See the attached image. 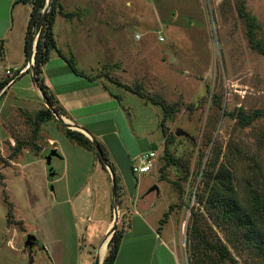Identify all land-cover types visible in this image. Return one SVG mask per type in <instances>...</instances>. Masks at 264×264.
<instances>
[{"label":"rangeland","instance_id":"rangeland-1","mask_svg":"<svg viewBox=\"0 0 264 264\" xmlns=\"http://www.w3.org/2000/svg\"><path fill=\"white\" fill-rule=\"evenodd\" d=\"M58 2L71 14L56 16L58 47L121 94L125 124L118 116L120 141L110 143L127 182L117 172L116 212L113 178L99 155L67 137L55 115L36 132L38 111L49 107L33 80V57L0 99V264L100 262L115 216L123 232L133 205L161 223L170 217L166 234L177 237L182 264H264V115L244 124L230 114L264 112V52L240 13L245 4L255 16L254 39L264 48V0ZM8 53L21 58L19 46ZM11 65L0 54V82L15 77ZM114 77L172 106L166 134L163 107ZM56 147L63 154L48 166ZM150 150L157 151L152 170L134 173L130 157ZM28 234L36 237L31 249Z\"/></svg>","mask_w":264,"mask_h":264},{"label":"crops","instance_id":"crops-1","mask_svg":"<svg viewBox=\"0 0 264 264\" xmlns=\"http://www.w3.org/2000/svg\"><path fill=\"white\" fill-rule=\"evenodd\" d=\"M31 10L32 3L30 2L0 0V54L7 60L10 59L13 62L11 66L14 68H22V64L25 65V40ZM15 25L18 26L17 30H14ZM71 41H73L72 38ZM13 45L19 46L21 50L19 61L9 56L8 51L12 49ZM77 69L81 74H76L65 58L58 53L54 55L52 52L49 61L42 65L40 76L56 101V105L61 108L65 121L69 119L73 124L84 127L89 132L91 136L89 138L92 141L96 140L104 144L108 158L116 166L123 181L127 182L122 172L121 163L113 153V146L110 143L111 137L120 141L121 126L118 125L117 117L122 116L123 118L126 113V110H122V98L119 99L121 94L119 93V96L118 93L111 90L105 81V76L94 77L98 74L92 73L91 69ZM12 85L13 83L5 90L1 98ZM37 89L42 95L41 90L38 87ZM120 89L122 88L120 87ZM126 97H128L127 93ZM123 124H125L124 118ZM84 134L88 136L86 133ZM149 145L152 146V143ZM57 150L59 155L63 154L59 149ZM91 153L94 152L91 151ZM142 154L144 153L133 158L130 157L132 166ZM123 159L125 156L120 160ZM146 214H150V212L146 211ZM169 218L162 223L160 217L159 219H149L141 213L138 207L133 205L130 211V224L123 231V238L114 264H182L177 248V237L166 234L165 228ZM111 224L112 220L107 226L110 227Z\"/></svg>","mask_w":264,"mask_h":264},{"label":"trees","instance_id":"trees-1","mask_svg":"<svg viewBox=\"0 0 264 264\" xmlns=\"http://www.w3.org/2000/svg\"><path fill=\"white\" fill-rule=\"evenodd\" d=\"M17 1L25 2V3H27V2L32 3V10H31L30 20H29V24H28V28H27V34H26V40H25V53L28 57L26 59V63H27L29 61L30 55L32 53L35 31L38 27L40 20H41V17L43 14L42 9L45 7L47 0H17ZM240 13L249 22L250 28H249L248 33L250 36V42L253 44L254 47H257L261 51L264 52V48L260 47L259 43L256 42L254 39V32L252 29L253 28L252 25L256 19L255 16H250L247 13L245 4H243L241 6ZM57 14H61L63 16H68V17L71 15L70 13H66L63 11L58 0H51L50 8H49V11L47 13L46 20L42 26L41 32H40L38 40H37L36 53H35V67L37 69L38 76L40 77L41 88L43 89V91L45 92L47 97L50 98L51 102L55 106V109L59 113H62L61 108L56 105V101L51 96L50 92L48 91L47 85L44 83L43 79L40 76V74L42 72V65L45 64L47 61H49L53 50L56 49L57 53L60 56H62L63 58H65V60L69 64L70 68L76 74H81V73L77 69L73 58L67 57L57 45V41L55 38V32H54V24H55ZM26 63H25V65H26ZM97 76H100V75L98 74L94 77H97ZM110 79L113 81V83H115L119 86H122V87L132 91L133 93L140 95L141 97H147V98L151 99L154 103L160 104L165 111V116L162 120L163 131L165 134L167 133L166 128L164 127V123L166 120V115H168L172 111V106L168 105L162 99L146 96V94H144L142 91L138 90L137 88L130 86L129 84L122 82L118 78L114 77V78H110ZM6 82H0V89L6 84ZM230 114L236 115L242 123L249 124L255 117L264 115V112L258 111L254 115H247L246 113L243 112V110H239L238 113L232 112ZM54 115L55 114L53 113V111L50 108L40 109L36 115L35 120H34L35 125H36V127H35L36 132L38 131V129L39 130L41 129L40 127H41L42 123L47 122L49 120H52L54 118ZM62 125H63V129H64V133L66 134L67 137L76 141L78 144L86 147L87 149L93 151L96 156L99 155L98 152L95 150L96 147H95L93 141L88 136H86L83 132H81L79 130H73V129L67 127L66 124H64L63 122H62ZM170 139H172V136L170 137ZM98 144L101 147V149L103 150L104 155L108 158V152L106 151L104 144H102L101 142H98ZM98 158L101 161L103 167L107 170L102 159L99 156H98ZM111 166H112L111 168L114 171L115 176H116L117 188H119L116 167H115L114 163H111ZM165 167H166V165H165ZM132 168H133V166H132ZM163 178L166 179L165 176H163ZM232 209H234V211H237V213L239 212L235 205L233 206ZM122 238H123V232H118L116 230L113 233V236L111 237L110 242H109V252H108L107 256L105 257L102 264H114L116 257H117V254H118V251H119V246H120V243L122 241ZM211 248L215 249L220 254V256H222L224 258H229V259H232L233 261H235V258L232 255H230L227 250L225 251L216 245H211Z\"/></svg>","mask_w":264,"mask_h":264},{"label":"water","instance_id":"water-1","mask_svg":"<svg viewBox=\"0 0 264 264\" xmlns=\"http://www.w3.org/2000/svg\"><path fill=\"white\" fill-rule=\"evenodd\" d=\"M50 3H51V0H47L45 9L43 10V14H42L41 20H40V22L38 24V27H37V32L38 33L41 32L42 26H43V24H44V22L46 20V16H47V13L49 11ZM36 45H37V43H36ZM36 45H35V50L32 49V53L30 55L29 61H31V58L32 57H34V59H35ZM32 73L34 75V80L36 82V85L41 90L42 95H43V97H44V99L46 101L47 106L53 111V113L55 114V116L58 117L62 122H64L65 124H67V126L69 128H71V129H72V127L73 128H76L79 131L86 133L88 135V137H89L90 134H89V132L84 127H82V126H80L78 124H73L72 122H71V124L68 123V122H66L65 119H64V116L61 115L55 108H53V105H52L49 97H47V95L45 94V92L41 88V82L39 80L38 73H37V70H36V67L34 66V64L32 66ZM176 134L177 135H182V134L183 135H188L187 132H185L184 130H181V129H178L177 132H176ZM93 143H94V145L96 147V151L98 152L100 158L104 162L106 168L111 172V176H112L113 182H114V199H115V202H114V210L116 211V209H117V206H116V193H117V191H116L115 173L113 172V170L111 168L112 167L111 164L108 163L107 157L104 155L103 150L99 146L98 142L96 140H93ZM54 156H59V153H58V151L56 149H52L50 151V154L46 156V162H47V165L48 166L51 165L52 158ZM54 174H55V172H54L53 168L50 167L49 168V175L50 176H53ZM155 189H158V187L156 185L153 186V187H151L150 190H149V192L150 191H153ZM118 218H119L118 215H116L115 216V219H114L113 226H111L110 229L108 230V234L106 236V238L109 237L108 242L111 239V237L113 236V233L115 232V230L117 228ZM35 243H36V237L34 235H32V234H28L27 237H26L25 245L28 246L31 249V248H33V246H34ZM94 264H100L98 258L95 260V263Z\"/></svg>","mask_w":264,"mask_h":264},{"label":"built area","instance_id":"built-area-1","mask_svg":"<svg viewBox=\"0 0 264 264\" xmlns=\"http://www.w3.org/2000/svg\"><path fill=\"white\" fill-rule=\"evenodd\" d=\"M39 34L40 33L36 31L34 35L33 50H35V45L37 43ZM32 63H33V57L31 58V61H28L26 65H24L22 68L15 69V77L13 78H8L10 75L13 74L12 69L11 68L6 69V77L8 79L6 80L7 81L6 84L0 89V98L2 94L5 92L6 88L14 82L15 78L19 77L22 73L26 72L30 68ZM156 158H157V151H149V152L142 154L137 159L139 161L133 164V168H132L133 172L134 173L149 172L154 167V162L156 161Z\"/></svg>","mask_w":264,"mask_h":264},{"label":"bare ground","instance_id":"bare-ground-1","mask_svg":"<svg viewBox=\"0 0 264 264\" xmlns=\"http://www.w3.org/2000/svg\"><path fill=\"white\" fill-rule=\"evenodd\" d=\"M66 121H67L68 123L71 124V121H70L69 119H66ZM108 238H109V237H108ZM107 244H108V242H105V243L102 245L101 249H100V252H99V259H100L101 261L103 260L105 254H106V252H107V247H108ZM101 261H100V262H101Z\"/></svg>","mask_w":264,"mask_h":264}]
</instances>
